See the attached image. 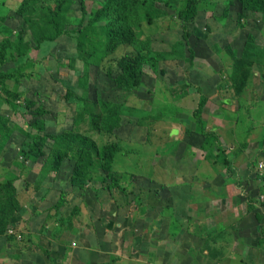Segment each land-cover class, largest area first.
I'll return each instance as SVG.
<instances>
[{
  "label": "rangeland",
  "instance_id": "374dc122",
  "mask_svg": "<svg viewBox=\"0 0 264 264\" xmlns=\"http://www.w3.org/2000/svg\"><path fill=\"white\" fill-rule=\"evenodd\" d=\"M21 1L0 0V58L7 59L0 71L13 72L0 84L6 264H249L251 247L264 239V20L239 16L237 0H199L183 30L177 11L184 0H160L140 34L165 56L153 66L150 58L143 62V84L120 89L112 80L116 60L130 45L88 68L78 48L76 29L105 0H83L85 19L82 0H72L67 31L38 47L31 30L56 0H33L23 14ZM89 36L97 37L93 30ZM200 93L207 103L197 118ZM98 97L119 104L113 133L90 126ZM81 114L85 120L74 123ZM63 130L100 145L117 142L110 171L116 184L109 175L94 177L66 197L74 152L57 172L46 163L49 146L38 160L23 156L28 133ZM51 182L59 188L45 202L38 189ZM61 191L65 201L57 206ZM257 261L264 264V249Z\"/></svg>",
  "mask_w": 264,
  "mask_h": 264
},
{
  "label": "trees",
  "instance_id": "16d2710c",
  "mask_svg": "<svg viewBox=\"0 0 264 264\" xmlns=\"http://www.w3.org/2000/svg\"><path fill=\"white\" fill-rule=\"evenodd\" d=\"M33 0H22L17 12L25 13L28 9L32 10ZM72 0H56L53 7L47 5L40 13L39 25L32 31L35 46L38 47L44 41H51L64 34L67 30L63 25L64 12H67ZM160 0H105L98 7L91 11L88 23L84 27L76 29L79 33L78 48L84 54V63L87 68L94 64L96 66L112 54L120 44H127L132 47L131 53H124L116 60L118 73L112 80L117 88H137L143 84V62L150 58L151 65L164 58L160 51L152 50L149 43L141 38L140 22L150 21L158 12L156 3ZM199 0H184L177 11L178 18L181 20V27L186 28V23L194 20L197 14V4ZM233 0H228L231 3ZM241 7L239 16L246 13L259 15L264 20V0H237ZM81 8L83 19L86 10L82 0ZM142 8L145 11L142 12ZM154 14V15H153ZM93 30V38L90 35ZM19 43H23L22 34L18 36ZM22 54L26 50L21 51ZM192 56V54H190ZM1 63H6L7 59L0 58ZM110 74V72H109ZM13 75L12 71H0V84L4 83ZM68 94L70 92L68 91ZM201 94V93H200ZM31 103H34L31 101ZM207 103V97L201 94L197 101V106L193 110V115L198 118ZM94 109L89 108V121L92 128H97L100 132L113 133L119 127L121 112L119 104L114 101L98 97L94 99ZM41 114L44 108H39ZM6 120V118H4ZM82 114L74 120V123L84 121ZM204 127V126H203ZM10 132V129L8 130ZM209 130L201 129V134L207 136ZM30 140L27 142V149L22 154L25 158L38 160L45 155V148L49 146L50 154L47 156L46 163L49 170L57 172L63 165L66 157L74 152L73 167L70 173V182L73 186L80 189L86 187L88 182L94 177L101 180L108 175L112 182L116 184L117 178L111 175L114 154L118 149L117 142L111 141L106 144H99L93 137L81 134L80 132L63 130L61 132L28 133ZM48 143L50 145H48ZM106 172L108 174H103ZM11 188H13L11 186ZM65 201L63 191L60 193L59 200L56 202L60 206ZM15 202H12L14 204ZM255 217L260 222L261 215L255 213ZM264 237V234H263ZM262 241V240H261Z\"/></svg>",
  "mask_w": 264,
  "mask_h": 264
},
{
  "label": "crops",
  "instance_id": "0c3cea01",
  "mask_svg": "<svg viewBox=\"0 0 264 264\" xmlns=\"http://www.w3.org/2000/svg\"><path fill=\"white\" fill-rule=\"evenodd\" d=\"M259 87H260V84H259ZM192 137L193 136L190 134L189 138H192ZM53 172H55V171H53ZM70 173H71V171H70ZM58 186H59V183H57V182H54V183L51 182L50 184L45 185V186L42 184L38 189V190L42 191V196H41L42 200H45V202H47V201L49 202L48 198L52 197L54 195V192ZM74 188H76V186H73V185L71 187H68V188L62 187V189L64 191H68V192H66V197H69V195L72 194L71 190H75ZM43 191H46V194H45V192L43 193ZM39 193H40V191H39ZM20 226H22V225H20ZM262 238H264L263 235L260 237V239L257 238V240L258 239L262 240ZM4 239H5V237L1 236L0 242L4 241ZM257 240H256V242H257ZM257 244H259V245L256 247H251V249L255 250V252H252L253 254H251L250 256L247 257L249 264H258L259 261H257V259L259 257L260 251L264 249V239H263V242L259 243V241H258ZM36 257H37V255L35 254L34 259H36ZM0 264H6V256L3 253L0 254ZM34 264H39V261H36V263H34Z\"/></svg>",
  "mask_w": 264,
  "mask_h": 264
},
{
  "label": "built area",
  "instance_id": "2783aa9c",
  "mask_svg": "<svg viewBox=\"0 0 264 264\" xmlns=\"http://www.w3.org/2000/svg\"><path fill=\"white\" fill-rule=\"evenodd\" d=\"M11 234H14L15 233V230L14 229H10L9 231Z\"/></svg>",
  "mask_w": 264,
  "mask_h": 264
},
{
  "label": "bare ground",
  "instance_id": "6f19581e",
  "mask_svg": "<svg viewBox=\"0 0 264 264\" xmlns=\"http://www.w3.org/2000/svg\"><path fill=\"white\" fill-rule=\"evenodd\" d=\"M206 66V65H205Z\"/></svg>",
  "mask_w": 264,
  "mask_h": 264
}]
</instances>
